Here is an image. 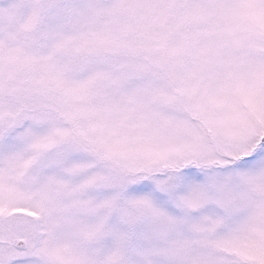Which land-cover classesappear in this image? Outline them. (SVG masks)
Segmentation results:
<instances>
[{
    "label": "snow or ice",
    "instance_id": "6c2138e0",
    "mask_svg": "<svg viewBox=\"0 0 264 264\" xmlns=\"http://www.w3.org/2000/svg\"><path fill=\"white\" fill-rule=\"evenodd\" d=\"M0 264H264V0H0Z\"/></svg>",
    "mask_w": 264,
    "mask_h": 264
}]
</instances>
